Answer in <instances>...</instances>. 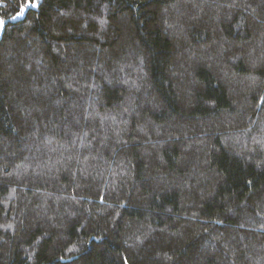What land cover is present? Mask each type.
<instances>
[{
	"label": "trees",
	"instance_id": "16d2710c",
	"mask_svg": "<svg viewBox=\"0 0 264 264\" xmlns=\"http://www.w3.org/2000/svg\"><path fill=\"white\" fill-rule=\"evenodd\" d=\"M0 20V264H264V0Z\"/></svg>",
	"mask_w": 264,
	"mask_h": 264
},
{
	"label": "snow or ice",
	"instance_id": "6c2138e0",
	"mask_svg": "<svg viewBox=\"0 0 264 264\" xmlns=\"http://www.w3.org/2000/svg\"><path fill=\"white\" fill-rule=\"evenodd\" d=\"M29 5H25L24 6V9H22L21 12H18L16 16H13L11 17L12 19H17L18 17H20L22 14H23V11L26 10V8L28 7ZM30 6L32 7H36L37 5L35 3L31 4ZM4 21L3 20H0V25H3Z\"/></svg>",
	"mask_w": 264,
	"mask_h": 264
}]
</instances>
